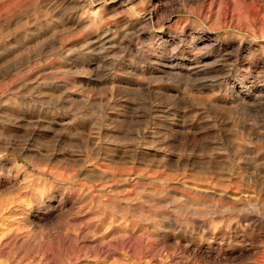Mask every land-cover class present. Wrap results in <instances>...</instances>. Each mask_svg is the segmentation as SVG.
<instances>
[{
	"label": "rangeland",
	"instance_id": "rangeland-1",
	"mask_svg": "<svg viewBox=\"0 0 264 264\" xmlns=\"http://www.w3.org/2000/svg\"><path fill=\"white\" fill-rule=\"evenodd\" d=\"M0 264H264V0H0Z\"/></svg>",
	"mask_w": 264,
	"mask_h": 264
}]
</instances>
